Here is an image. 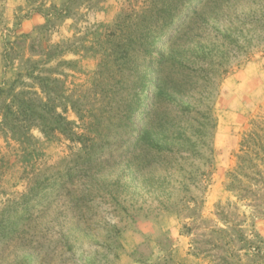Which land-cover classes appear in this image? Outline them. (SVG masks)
<instances>
[{"label":"rangeland","instance_id":"rangeland-1","mask_svg":"<svg viewBox=\"0 0 264 264\" xmlns=\"http://www.w3.org/2000/svg\"><path fill=\"white\" fill-rule=\"evenodd\" d=\"M258 118L264 0H0V264H264Z\"/></svg>","mask_w":264,"mask_h":264},{"label":"trees","instance_id":"trees-1","mask_svg":"<svg viewBox=\"0 0 264 264\" xmlns=\"http://www.w3.org/2000/svg\"><path fill=\"white\" fill-rule=\"evenodd\" d=\"M256 149L264 151V121L259 118L251 122V129H248L243 135L242 150L245 155L240 158L237 171L231 174V178L234 181L230 187L233 188V184L235 186L237 182L242 186L241 181L237 177L243 174L242 172L248 168V163L250 162L249 157L256 152Z\"/></svg>","mask_w":264,"mask_h":264}]
</instances>
